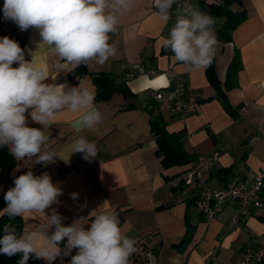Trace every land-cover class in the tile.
<instances>
[{"label":"crops","instance_id":"obj_1","mask_svg":"<svg viewBox=\"0 0 264 264\" xmlns=\"http://www.w3.org/2000/svg\"><path fill=\"white\" fill-rule=\"evenodd\" d=\"M201 1L191 0V3L200 7ZM3 4L4 0H0V18H4ZM232 8L243 10L246 17L233 30L231 41L217 44L214 71L219 81L218 91L208 82L205 68L190 70L175 61L172 52H162L174 15L164 22L151 0H137L135 10L121 18L117 33L110 34V42L117 44L118 55L104 65L88 62L86 67L91 73L106 72L118 78L137 65L153 68L156 74L127 79L126 84L134 93L131 99L113 94L107 101H94V107L103 117L95 129L78 131V114L69 111L57 114L47 134L60 157L68 158L71 142L79 135L96 142L97 156L85 161L81 153H74L67 163L57 159L47 167L14 158V167L8 173H0V196L4 197L12 187L10 178L17 173L31 170L39 176L47 172L52 182L63 190L60 204L52 207L65 217V226L87 218L104 204L105 210L115 209L119 213L122 231L137 241L139 249L130 257V264H149L144 253L155 246H158L156 264H207L211 252H215V260L208 264H235L246 243L264 246V208L254 209L224 232L236 204L229 203L214 217L206 218L194 205L196 192L183 183L197 153L219 151L208 177L213 188L225 186L248 170L264 173V0H239ZM0 33L18 42L25 50V59H33L45 70L46 83L67 82L70 86L82 83L95 94L89 75L69 78L71 69H57L43 47L36 49L40 40L37 29L22 32L7 20V27ZM28 50L33 52L32 56ZM236 50L241 63L236 86L225 89L227 67ZM13 67L18 65L14 63ZM171 75L187 86L195 100V106L182 117L173 115L169 107V88L175 83L174 79L170 81ZM153 90L161 92L159 101L150 100ZM144 102L151 108L141 107ZM128 104L133 107L123 109ZM148 109L162 115L167 131L182 133V144L190 157L187 163L161 165L150 133ZM25 115L29 127L41 128L31 121L27 112ZM71 193H77V199H72ZM261 198L264 201V186ZM45 211L50 213V209ZM21 219L22 233L43 223L42 216L36 213ZM181 243L183 248L177 249ZM76 251L73 249L68 256L62 254L54 264H69Z\"/></svg>","mask_w":264,"mask_h":264},{"label":"clouds","instance_id":"obj_2","mask_svg":"<svg viewBox=\"0 0 264 264\" xmlns=\"http://www.w3.org/2000/svg\"><path fill=\"white\" fill-rule=\"evenodd\" d=\"M151 2L162 21L175 17L163 41L175 61L190 70L210 65L218 44V21L191 0ZM136 3L137 0H4L2 11L4 19L12 21L22 32L30 28L39 31L36 49L43 47L57 69L74 70L88 62L104 65L118 55L110 34L117 33L121 18L132 13ZM28 51L32 56L33 52ZM14 63L18 67H13ZM47 79L42 67L33 59H25V50L18 42L8 36L0 37V146H7L16 160L27 159L45 167L57 159L67 163L74 153L91 161L99 152L95 141L77 136L64 159L47 133L62 111L78 114V131L100 125L103 117L94 107V94L82 83L70 86L67 82L46 83ZM26 112L41 128L28 126ZM61 195L62 188L52 182L47 172L37 176L28 170L15 177L14 187L4 195L6 207L0 210V216L12 220L36 213L42 216L43 223L20 234L13 224L6 223L0 236V255H19L17 264H28L30 258L54 264L62 254L68 256L76 249L69 264H130V257L139 249L137 241L122 231L119 213L115 209L105 210L104 204L87 218L65 226V217L52 207L60 204ZM70 195L74 200L78 197L77 193Z\"/></svg>","mask_w":264,"mask_h":264},{"label":"trees","instance_id":"obj_3","mask_svg":"<svg viewBox=\"0 0 264 264\" xmlns=\"http://www.w3.org/2000/svg\"><path fill=\"white\" fill-rule=\"evenodd\" d=\"M239 0H202L200 2L199 9L203 12L214 17L218 22L216 24V34L218 42H229L232 39L233 30L238 24H240L246 17L243 10L236 11L232 8L233 3H238ZM0 37L3 34L0 33ZM163 53H171L170 50L163 46ZM214 59H212L210 65L205 67V74L208 82L216 89L219 88V81L214 71ZM241 67L240 57L238 50L235 51L232 60L230 61L227 71L226 80L224 83L225 89H230L236 86V74ZM85 75H89L92 79V83L95 87V102L107 101L113 94H120L124 99H131L134 97V93L129 89L126 84V80L123 76L118 78L115 75L106 72L91 73L87 70L86 63L81 64L74 70L68 72L69 78H80ZM223 95V93H219ZM150 102V101H149ZM133 105H126L123 109H129ZM227 105V109H228ZM150 113V133L154 136L156 143V154L160 157V162L163 167L172 165H179L187 163L190 160L189 155L186 153L182 144L181 132H169L166 129V122L160 113L154 114L151 109H148ZM15 165L14 157L9 153L7 146H0V173H8ZM24 173H17L10 178L11 186L14 187V178ZM6 207L4 197L0 196V210ZM6 223H11L17 228L18 234L22 233V219L21 217H15L9 220L7 216H0V236L3 235V226ZM184 244H179L177 249H182ZM154 253H158V246L151 249ZM20 259L19 255L11 258L0 255V264H17ZM28 264H43L41 259L30 258Z\"/></svg>","mask_w":264,"mask_h":264},{"label":"built area","instance_id":"obj_4","mask_svg":"<svg viewBox=\"0 0 264 264\" xmlns=\"http://www.w3.org/2000/svg\"><path fill=\"white\" fill-rule=\"evenodd\" d=\"M6 27L7 20L0 18V31ZM154 74H156L155 69L137 65L132 70L125 71L124 78L131 79L136 75L152 76ZM173 79L175 83L169 88V107L173 115L182 117L195 106V100L191 97L187 86L176 75L170 76V81ZM161 98L159 90L150 92L151 101H159ZM141 107L151 108L148 102L142 103ZM218 156L219 151L195 154L192 165L185 172L183 183L196 192L194 205L197 211L206 218L214 217L229 203L236 204V211L232 213L225 225L224 232H226L235 227L241 219L248 217L254 209L264 208V201L261 198L264 173L248 170L241 177L229 181L225 186L213 188L208 183V177ZM144 256L149 264H156L157 254L151 249H147ZM214 260L215 252H211L205 262L208 264ZM257 263H264V246L255 247L246 243L235 264Z\"/></svg>","mask_w":264,"mask_h":264}]
</instances>
